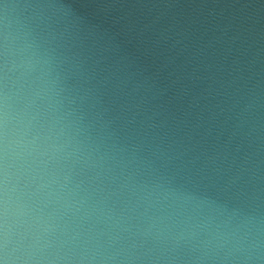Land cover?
I'll use <instances>...</instances> for the list:
<instances>
[{
	"label": "water",
	"instance_id": "obj_1",
	"mask_svg": "<svg viewBox=\"0 0 264 264\" xmlns=\"http://www.w3.org/2000/svg\"><path fill=\"white\" fill-rule=\"evenodd\" d=\"M37 28L67 44L53 104L91 190L60 222L76 250L264 264V0H0V32Z\"/></svg>",
	"mask_w": 264,
	"mask_h": 264
},
{
	"label": "clouds",
	"instance_id": "obj_2",
	"mask_svg": "<svg viewBox=\"0 0 264 264\" xmlns=\"http://www.w3.org/2000/svg\"><path fill=\"white\" fill-rule=\"evenodd\" d=\"M66 47L47 29L0 32V264H92L60 223L91 195L53 104ZM149 194L166 199L163 185Z\"/></svg>",
	"mask_w": 264,
	"mask_h": 264
}]
</instances>
